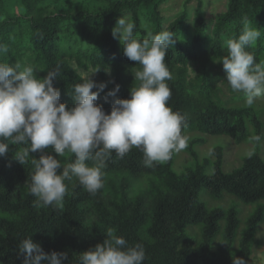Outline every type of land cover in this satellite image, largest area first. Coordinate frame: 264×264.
Masks as SVG:
<instances>
[{
    "label": "trees",
    "instance_id": "trees-1",
    "mask_svg": "<svg viewBox=\"0 0 264 264\" xmlns=\"http://www.w3.org/2000/svg\"><path fill=\"white\" fill-rule=\"evenodd\" d=\"M93 1L79 0L73 11L61 7L47 11L35 0H23L20 14L0 19V42L9 47L0 62L32 65L41 79L49 70H57L53 86L68 108L74 106L73 86L82 82L79 70L100 68L95 72L96 83L107 86L94 103L110 113L114 99L129 98L131 86L138 83L132 69L139 65L124 56L123 46L111 34L116 19L127 15L136 25L134 35L141 39L145 28L153 34L174 33L175 43L165 57L173 76L167 81L172 92L168 105L185 117L182 136L189 132L225 136L238 144L250 143L253 151L229 171L224 170L220 145L212 149L213 159H199L194 148L186 147L191 161L181 171L174 169L175 153L166 163L152 167L143 164L139 149L124 158L113 153L102 169V189L92 195L73 177L65 181L64 200L54 207L37 203L30 194L31 160L39 159L41 152H30L21 164L14 154L29 145L9 143V151L0 157V264H22L18 245L30 236L47 253L66 252L63 264H77L75 255L103 243L109 231L123 236L129 245L142 244L144 264H233L235 256L247 262L254 236L264 222V205L260 204L264 202V108L242 104L241 92L231 104L222 101L213 88V66L222 62L225 41L238 37L245 17L261 32L247 50L257 63L264 61V0H228L225 11L210 21L205 20L199 0L193 13L185 7L171 18L161 14L159 6L165 0ZM116 84L120 86L116 97L106 100ZM45 153L56 155L51 148ZM56 158L66 165L75 156L66 153ZM142 175L150 176V183L129 196ZM229 199L232 202L225 207ZM237 204H256L244 231ZM189 226H197L199 234L189 238ZM238 236L233 254L231 246Z\"/></svg>",
    "mask_w": 264,
    "mask_h": 264
},
{
    "label": "clouds",
    "instance_id": "clouds-1",
    "mask_svg": "<svg viewBox=\"0 0 264 264\" xmlns=\"http://www.w3.org/2000/svg\"><path fill=\"white\" fill-rule=\"evenodd\" d=\"M238 37L225 41L226 55L222 61L226 80L233 92H241L245 104L253 106L264 97V61L257 63L247 49L261 36L247 17ZM135 23L127 15L116 19L111 30L114 39L123 46V54L135 61L134 81L129 98L114 99L110 113L94 103L107 86L90 78L81 77L73 86L74 106L68 108L60 101V90L53 86L59 75L53 69L42 79L35 75L32 65L0 62V157L9 151V143L29 145L15 152L14 159L25 163L30 152H41L39 159L32 157L30 194L43 206H59L67 193L66 180L76 177L79 184L95 195L103 187L102 169L115 153L124 158L132 149L143 153V164L152 167L169 161L173 153L187 147L182 136L185 117L168 105L172 92L167 83L173 79L165 63L174 33L163 30L153 34L147 30L141 39L134 35ZM9 47L0 42V55ZM96 88V91H93ZM120 86L108 91L107 97H116ZM51 148L56 154L45 153ZM74 154L73 162L62 165L56 158ZM211 150L208 155H211ZM92 161L89 165L87 162ZM62 171H58L61 169ZM22 264H63L66 252H45L30 237L18 245ZM77 264H144L146 252L142 244L129 245L123 236L107 233L103 243L75 255ZM233 264H247L242 257H233Z\"/></svg>",
    "mask_w": 264,
    "mask_h": 264
},
{
    "label": "rangeland",
    "instance_id": "rangeland-1",
    "mask_svg": "<svg viewBox=\"0 0 264 264\" xmlns=\"http://www.w3.org/2000/svg\"><path fill=\"white\" fill-rule=\"evenodd\" d=\"M79 0H35V3L38 5L47 8V11L55 10V7H61L65 10H76L77 6L80 5ZM94 3L93 0H89ZM201 2L200 7L204 14V18L206 21H210L213 17L221 12H224L227 6L228 0H199ZM97 3H104L106 0H97ZM196 6V0L191 2H187V0H165L163 1L159 8L161 14L167 18H171L181 12L185 7H187L191 13H193L194 8ZM23 8V0H0V19L4 18L8 14H20ZM82 75L90 74L93 72V69L89 70H79ZM213 72L216 73L215 78H213V88L216 90L219 98L231 104V100L238 94L239 92H233L228 85L226 80V74L223 70L222 62H218L213 66ZM192 76L194 73H191ZM90 78L97 81L96 73H92ZM240 105V103H233V105ZM242 104H245V101H242ZM254 108L262 109L264 108V97L259 98L253 104ZM262 120H264V115L262 116ZM263 133H264V126H263ZM187 141V147L190 146L194 148L196 153L198 154L199 159L208 157L213 159L214 155H208L209 151L215 146H222L223 147V154H224V170L229 171L234 167H237L241 164L242 158L253 151V146L246 142V143H235L232 139L225 136H212L207 134H202L199 132H189L185 135ZM195 139L203 140L202 143H195ZM262 155L264 156V145L262 148ZM191 161L190 153L185 149L181 150L178 153H175L174 158V169L176 171H181L184 166L188 165ZM148 175L140 176L130 188L128 194L129 196H133L140 191L144 190L148 184L150 183ZM231 199L224 202L223 205L225 207L229 206ZM260 204L264 205V202ZM212 205V203H211ZM237 208L241 211L239 217L242 220L241 223V231L245 229V223L254 212L256 208V204L251 205H238ZM186 233L189 235V238L192 236H197L199 234V228L197 226L194 227H187ZM240 242V236L236 238L231 246V251L234 254ZM247 264H264V222L261 224L259 230L256 232L254 236V242L251 247L250 255L247 260Z\"/></svg>",
    "mask_w": 264,
    "mask_h": 264
}]
</instances>
